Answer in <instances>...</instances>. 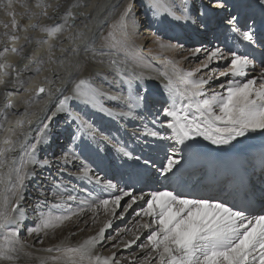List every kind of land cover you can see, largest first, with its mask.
Listing matches in <instances>:
<instances>
[{
  "label": "snow or ice",
  "instance_id": "obj_1",
  "mask_svg": "<svg viewBox=\"0 0 264 264\" xmlns=\"http://www.w3.org/2000/svg\"><path fill=\"white\" fill-rule=\"evenodd\" d=\"M37 6L42 7L40 15L44 16L49 15L47 8L53 7L47 3L42 6L38 3ZM251 6L259 9V18L254 14L242 15L240 8L233 11L235 6L229 0H200L198 4L195 0H181L180 4L172 5L166 0H147V8L154 16H170L174 20L191 24L200 33L211 34L215 39L223 35L225 46L201 45L192 49V57L203 53L205 59L198 68L191 71L180 68L174 59H166V67L170 66V71L166 70L162 75L166 80L164 89L169 96V105L159 111L165 117V123L161 126L171 129L172 135L164 136L145 125L142 133L144 136L173 140L176 145L191 147L186 142L194 141L196 137H203L214 145H228L249 133H264V0H254ZM25 7L27 8L26 4ZM59 7L58 4L53 7L57 16ZM134 7L135 0H129L119 20L113 25V30L105 37L111 54L104 53L103 49L99 50V63L103 64L104 56L107 55L108 67L115 76L113 81H108L107 76H103V81L112 84L118 79L126 88H121L116 94H108L93 85L90 77L79 78L71 82L69 94L59 100L51 115L44 116L42 127L30 143L24 144L20 137L13 140L6 136L3 139L4 146L0 147V169H8L6 173L0 172V262L3 264H21L22 259L26 264H31L34 253L27 249L34 245L21 238L23 224L28 219L23 201L27 185L32 180L38 181V195H43V181L50 178L41 174L45 169H51L54 164L57 165V176L48 185V189L56 202L50 204L46 197L43 200L37 199L32 206V210L37 212L34 226L26 229L29 236L37 237L38 243H43L42 236L54 233L56 229L74 219L78 220L86 211L93 214L94 223L101 210L110 217L123 220L129 209L138 202H143L135 212L139 219L135 222L134 229L122 230L131 231L133 238L112 245L114 248H131L146 232V241L138 245L145 253L144 258L139 261H136L135 256L129 258L133 264H264V208L260 209L259 214H253L247 208H237L218 198H193L168 189L138 194L134 187H118L111 179L94 173L87 163H81L79 172L69 175L77 180L88 181L109 195L100 199L89 194V197L79 200L73 208L71 202L78 200L72 194L76 187L71 186L70 182L65 184L60 177L67 172L68 166L74 165L79 159L74 147L69 145L58 158H40L41 148L52 142L53 122L60 115L65 117L64 124L73 129V144L84 136L91 141H97L98 135L102 136V142H106L111 137L103 134L88 118L87 109H94L116 119L135 120L137 113L149 112L158 104L149 88L140 84L134 86V81L142 77L132 74L131 69L122 66L125 62L116 58V53L127 47V41L123 37L128 32V19H132L135 26ZM8 8V15L12 19L10 26L5 23L4 27H10L14 31L18 28V21L11 0ZM64 15L66 19L63 23L50 26L33 24L32 27H40L48 36H53L63 31L64 26L70 22L74 26L75 18L70 8ZM118 32L122 35H118ZM4 35L9 39L18 38L10 35L9 31ZM229 40L232 41L231 47L228 46ZM161 47L183 49L184 45L162 43ZM11 50L18 51L15 47ZM7 52V47L0 51V84L6 83L3 78L15 73L14 89L28 91L23 87L27 81L21 79L20 72L8 63ZM96 55L97 50L93 49V59H96ZM218 61H224L227 68L223 71L212 68L211 75H199L203 69ZM258 66L259 74L248 78L250 73L256 72ZM24 68L29 70L27 65ZM33 71L38 72L40 69ZM221 77L227 78L225 83L219 85L221 91H206V86ZM45 93L46 89L41 85L33 95L39 98ZM47 94L52 95L50 91ZM4 95L7 99L13 92L6 90ZM31 99L30 97L25 103H30ZM105 101L114 102L119 110L106 107ZM5 108L13 109L14 105L6 102ZM3 115L6 122L8 113ZM17 123L22 129L25 128L24 122ZM26 123L28 129L21 132V136L25 138L31 130L32 121L28 120ZM0 130L8 131L4 122H0ZM17 148L22 155L18 156ZM114 150L125 158L141 160L140 156H134L126 147H116ZM165 151L166 163L157 171L159 175L167 178L180 164V159L175 158L180 149L171 147ZM143 165L146 168L153 167L149 159H144ZM125 197L128 200L122 205L121 201ZM117 209L122 210L117 214ZM112 224L113 219L110 218L95 235L77 244L61 242L42 249L48 253L55 252V255L38 256L35 259L38 264H120L115 258V252L106 256L96 252L97 247L106 239H111L106 236V232Z\"/></svg>",
  "mask_w": 264,
  "mask_h": 264
},
{
  "label": "bare ground",
  "instance_id": "obj_2",
  "mask_svg": "<svg viewBox=\"0 0 264 264\" xmlns=\"http://www.w3.org/2000/svg\"><path fill=\"white\" fill-rule=\"evenodd\" d=\"M166 2L170 5L180 4L181 0H166ZM38 3H40L41 6L43 3H47L53 7L58 4L60 6L59 16L54 14L53 7L47 8L48 16L40 15L42 7H38ZM128 3L129 0H11L12 8L16 12V19L18 21V28L12 31L10 27L9 29H5L4 27L5 23H8L10 26L12 19L8 15L9 0H0V51H2L4 47L8 48L6 59L10 65H13L15 69L20 72V78L27 81L23 87L28 89V91H17L14 89L13 85L16 80L15 73L10 77L3 78L6 83L0 84V122H4L5 129L8 130H0V147L4 146L3 139L6 136L11 137L13 140L20 137L24 144L30 143L42 127L41 121L44 116L51 115V112L55 110L59 100L62 99L64 95L69 94V90L72 86L71 82L78 78L90 77L93 85L102 88L108 94H116L121 88H126V85L120 84L118 79L112 84L103 81V76H107L108 81H113L115 76L113 71L108 67L107 55L104 56L105 62L103 64L99 63V50L103 49L104 53L111 54L107 47L105 37L113 30V25L119 20L121 12ZM195 3H200V0H195ZM229 3L234 6L236 5L232 10L240 8L242 13L245 11V13L249 15L252 13L254 14L256 11L259 12L258 8L251 6L254 4V0H229ZM69 8L75 18L74 26H72L70 22L64 26L63 31L53 36L45 35L40 27H32L33 24L50 26L56 23H63L64 19H66L64 13ZM134 11L136 14L135 26H133V20L128 19V32L127 35L123 37L127 41V47L116 53V58L120 61H124L125 63L122 66L131 69L132 74L142 77V79L134 81V86L135 84H140L149 88L157 99L158 104L149 112L137 113V119L135 120L116 119L94 109H87L88 118L94 122L95 126L100 129L103 134H107L111 137L109 141L114 148L112 146L107 147L98 138L97 141H91L92 145L100 144L105 148V153L109 158L111 168L115 166V162L120 160V155L114 149L116 147H124L122 145L123 140L126 141V143H130V151L134 150L136 146H144V149L150 152L155 151L154 149L157 148L160 151L159 153H165V149L170 150L171 147H173L170 146L167 140H159L142 134L144 126L146 125L145 117L148 119L154 118V120H151L152 125L147 127L154 128L164 136H170L172 134V130L169 131L167 127L161 126L165 123V117L159 111V109L169 105V96L164 89L166 80L162 75L164 71H170V66L166 67V59L171 58L176 60L178 66L185 71L194 70L198 68L200 64H194V57L182 51L187 50V46H189L188 50H190V52L192 49L201 45L210 47L208 43L210 41L212 42V40L213 44L217 42L220 44V37L223 36L220 35L219 39H215L211 34L200 33L191 24H185L183 21L174 20L170 16H154L147 8V0H135ZM146 20L148 21L146 22ZM6 31H9L10 35H15L18 38L9 39L4 35ZM80 34L83 35L81 36ZM117 34L122 35L119 32ZM160 35H162L163 38L160 37ZM157 38H159V40ZM162 43H171L172 45L181 43L184 47L183 49H177L175 47L162 48ZM205 43L207 44L205 45ZM193 45H196V47ZM13 47L17 48L18 51L13 52L11 50ZM221 47H223V44ZM93 49L97 50L96 59H93ZM50 56L51 59H49ZM185 57H188V59H185ZM217 63L218 62H213L209 68L203 69L199 75H211L210 70L212 67L217 68L219 66ZM221 63L223 64L224 61ZM25 65L28 66L29 70H25ZM36 68H39L40 71H33ZM208 70L210 74L207 73ZM258 74L259 71L256 69V72L250 73L248 78L257 76ZM45 77H47V79H45ZM41 85L45 87L46 93L39 98H35L33 95L34 89ZM213 87L215 88L216 86ZM58 89L63 91H57ZM6 90L13 92V95L7 97V99L4 95ZM49 91L52 93L51 96L47 94ZM30 97L32 98L31 102L25 103ZM6 102L12 103L14 108L6 109ZM70 103L75 104L77 102ZM105 106L113 110H119L114 102L105 101ZM25 109H27V112H25ZM5 112L8 113V120L6 122L4 121L3 115ZM62 118L65 117L60 115L58 119H56V122L54 120L55 124L52 142L47 147L41 148L39 153L40 158L43 159L45 156H48L50 159L58 158L62 153L61 149L63 147H65L63 150L65 151L69 145H72L79 159L75 161L74 165L68 166L67 172L62 175L60 179H62L65 184L70 182L71 186L76 187V191L72 194L76 195L78 200L76 202H71L73 208L77 206L79 200L89 197V194H91L92 197H98L100 199L106 198L109 195L108 193L101 192L97 186L88 181L75 179L74 176L69 175V173L79 172L81 163H87L94 170V173L104 176L106 179L114 180L111 176H114L116 171L114 170L111 175L109 173H97L87 159L79 153V150H82V152L87 151L85 142L89 139L84 136L81 138V141L77 140L76 143L73 144V141L69 140L68 134H63L62 132L65 130L63 127L66 125L63 123V125H57V122ZM28 120L32 121V125L27 138H25L21 136V132L28 129L26 123ZM18 121L25 123L24 129L19 126L17 123ZM105 121H107L109 125L106 124ZM120 126L127 130V134H124ZM110 128H112V130ZM111 131L112 136L110 135ZM133 138L135 139V143L131 141ZM163 142L164 144H162ZM196 143H202L209 149L229 148L230 146L247 147L253 144L262 145L264 144V133L260 131L249 133L245 137H238L228 145H214L211 141L205 140L203 137H196L194 141L186 142L188 145H195ZM182 147H184L183 149L186 148L185 145ZM48 148L50 152L53 151L54 148L53 152L59 151V153H61L56 157H52V153H48L49 151L46 152ZM94 152L98 153V150L94 149ZM181 152H183V150L180 149L175 158L180 159L182 155ZM17 154L18 156L23 154L20 152L19 148H17ZM104 163L105 162L102 164L105 165ZM165 163L166 160L164 161V164ZM56 168L57 165L54 164L51 169H45L41 174L47 175L50 178L43 181L45 185L43 195H38L40 190L37 188L36 180H32L27 185L23 207L28 219L23 224L21 238L34 245V247L27 249V251L34 253L31 264H38L35 257L55 255V252L48 253L42 251V249L60 244L61 242L68 244L82 242L87 237L95 235L100 227L110 218L113 219V224L112 227L107 230L106 236L111 237V239H106L101 246L97 247L96 252L102 256L110 255L115 252V258L120 261V264H133L129 259L133 256L136 257V261L143 259L145 253L142 252L140 248L137 250H134V248L138 242H143L146 233L142 234L137 243L132 245L131 248H114L112 246L113 244H121L133 238L131 231L124 232L122 230L125 228L134 229L137 218L135 212L139 210L140 204L134 205L131 211H129L130 214L133 210L131 218L124 220L110 217V215L105 214L101 210L95 218L94 223L93 214L86 211L78 220L74 219L63 227L56 229L54 233L42 236V244L37 242V237L28 235L26 229L34 226L37 215V212L32 210V206L36 203L37 199L43 200L46 197L50 204L56 202L52 195H47L49 191L48 185L52 183L53 179L57 176ZM7 171V168L0 169V172L6 173ZM156 176L160 178L158 174ZM34 183H36L34 190L30 191L29 188ZM113 183L121 187L120 183L117 181L114 180ZM150 189L145 190L144 193L151 192L152 190ZM28 201H30L29 204ZM46 210L47 209H44V211ZM57 214H59V212H57ZM72 233H74V235H72ZM0 264H3V262H0ZM21 264H26V262L22 259Z\"/></svg>",
  "mask_w": 264,
  "mask_h": 264
},
{
  "label": "rangeland",
  "instance_id": "obj_3",
  "mask_svg": "<svg viewBox=\"0 0 264 264\" xmlns=\"http://www.w3.org/2000/svg\"><path fill=\"white\" fill-rule=\"evenodd\" d=\"M236 6V5H235ZM233 11H235V10H233ZM244 14H246L245 13V11H244ZM242 15H243V13H242ZM148 20H146V22H147ZM142 33V32H141ZM140 33V34H141ZM45 35H47L46 33H45ZM160 37H162V35H160ZM163 38V37H162ZM207 41V40H206ZM211 42V41H210ZM208 43L209 45H210V47H212V46H214V45H218V46H220L221 45V43L220 44H218V42L217 43H215V44H213V40H212V45H211V43ZM207 43H205V45H206ZM193 46H195L196 47V45H193ZM188 47L189 46H187L186 47V49L187 50H184V51H182L183 53H188V54H190L191 52H190V50H188ZM192 51V50H191ZM205 59V56H204V54L203 53H201L199 56H197V57H194L193 58V61H194V64H201V62L203 61ZM222 61H218V63L217 64H219V66L217 67V69H220V70H225L226 68H227V64L224 62L223 64L221 63ZM221 63V64H220ZM213 68V67H212ZM257 71H259V69H257ZM208 74H210L211 73V70H210V73H209V70H208V72H207ZM212 74V73H211ZM79 79V78H78ZM226 79L227 78H223V77H221V78H219V79H217V80H214L210 85H208L207 86V88H206V91H211V90H216V91H221V89H219V85L220 84H222V83H225V81H226ZM218 83V84H217ZM216 84V85H215ZM213 86H216L215 88L213 87ZM209 87V88H208ZM218 88V89H217ZM146 118V126H151L152 124H151V120L153 119L154 120V118L152 117L151 119H148L147 117H145ZM64 119L65 118H62V119H60L58 122H57V125L59 126V125H63L64 124ZM55 122H56V120H55ZM55 122H54V124H55ZM106 122V124H108L109 125V123L107 122V121H105ZM63 123V124H62ZM56 125V126H57ZM63 128H65V130H63L62 132H63V134H67V133H72L73 132V129L72 128H68V126H64ZM111 130H112V128H110ZM108 130H109V128H108ZM107 131V130H106ZM110 135L112 136V131L110 132ZM98 137H100V136H98ZM102 137V136H101ZM100 137V138H101ZM64 146H65V144H64ZM65 149V147H63L62 149H61V151H63ZM49 151V148H48V150L46 151V152H48ZM53 151H54V148H53ZM53 151H49L48 153H52V157H56V156H58L60 153H59V151L57 152H53ZM43 153H45V152H43ZM56 170V169H55ZM37 181V180H36ZM36 183H38V181L36 182ZM36 183H34V184H32L31 185V187L29 188V190L30 191H33L34 190V187H35V184ZM139 194V193H138ZM47 195L49 196H51V194L49 193V191L47 192ZM42 200V199H41ZM127 200H128V198L126 197V199L125 200H123V201H121V204L123 205V204H125L126 202H127ZM30 203V201H28V204ZM140 204V207L142 206V204H143V202H138L137 203V205H139ZM122 209H117V213H119L120 211H121ZM129 211H131V209H129ZM129 211H128V213H126L125 214V217H124V219H130L131 218V214H133V210H132V213H130L129 214ZM28 213H31V212H28ZM123 219V220H124ZM139 218L137 217L136 218V221L138 220ZM146 233V232H145ZM146 235H147V233H146ZM146 241V236H145V238L143 239V242L142 243H144ZM141 243V241L140 242H138V244L135 246V248H134V250H137L139 247H138V245H140V244H142ZM133 250V251H134Z\"/></svg>",
  "mask_w": 264,
  "mask_h": 264
},
{
  "label": "water",
  "instance_id": "obj_4",
  "mask_svg": "<svg viewBox=\"0 0 264 264\" xmlns=\"http://www.w3.org/2000/svg\"><path fill=\"white\" fill-rule=\"evenodd\" d=\"M38 87H39V86H38ZM38 87H36L35 90H36ZM35 90H34V92H35ZM33 94H34V93H33ZM42 95H43V94H42ZM42 95H41V96H42Z\"/></svg>",
  "mask_w": 264,
  "mask_h": 264
}]
</instances>
